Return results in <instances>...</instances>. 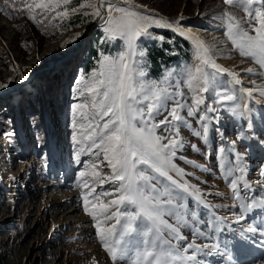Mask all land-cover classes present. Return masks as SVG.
Wrapping results in <instances>:
<instances>
[{
	"label": "rangeland",
	"instance_id": "1",
	"mask_svg": "<svg viewBox=\"0 0 264 264\" xmlns=\"http://www.w3.org/2000/svg\"><path fill=\"white\" fill-rule=\"evenodd\" d=\"M29 2L0 0L3 9L0 11V85H6L0 87V262L113 264L100 240L97 221L85 211L83 198L88 189L84 183L95 186L96 193L113 192L112 196L102 197L105 203L119 194L115 192V184L101 185L91 175L94 171L111 175V169L102 151L88 148L91 142L83 140L85 133L72 125L74 118L77 124L80 122L75 106L88 102L77 91L81 87L79 81L98 71L104 56L115 58L124 51V46L120 40L109 38L98 17L83 15L91 9L72 11L87 0L62 4L56 11L69 10L67 18L53 19L55 13L42 16L36 10L40 24L30 18L26 8ZM112 2L126 6L123 0ZM134 4L145 6L148 10L145 14L164 18L174 28L179 21L182 29L206 42L216 64L236 73L240 79L247 78L253 89L264 87V68L241 56L226 35L222 16L225 11L248 27L242 8L229 6L224 0H134ZM149 31L164 39L142 38L140 47L147 54L153 42H173L175 38L170 36L178 35L190 43L192 67L198 63L194 45L179 32L155 26ZM78 34V39L68 43ZM91 61L92 68L86 73L84 66ZM248 69L253 71L250 73ZM146 71L148 78L167 90V98L162 96L160 100L164 108L159 113L153 112L149 125H158L156 135L173 137L176 128L160 121L169 117L177 101L186 106L192 104L187 76H180L177 67L157 79L151 78L148 67ZM232 82L229 75L217 74L209 91L203 94L206 99L200 110L191 116L187 115V107L180 111L186 125L177 123V138L182 144L172 159L176 170L169 174L190 188L183 194L175 190L172 209L175 215L164 216L185 237L172 244L185 256H196L194 261L184 260L180 264L264 263V98L248 99ZM45 85L51 89L49 94ZM225 90L235 99L222 104L217 93ZM148 103L144 101L136 107L147 113ZM84 111L91 116L93 110L89 107ZM37 116H40L38 124ZM134 123L137 127L144 126L139 119ZM205 127L206 141L202 138ZM196 132L201 136L195 135ZM163 143H168V139ZM82 148L85 150L81 151ZM92 164L99 168L89 167ZM81 171L89 175L82 178ZM152 183L160 187L156 180ZM232 183H236V190ZM96 193L89 196L90 209L98 203L93 199ZM125 208L135 211L127 204L119 210ZM117 210V206H111L109 213ZM93 211L98 220L103 219L98 209ZM241 216L243 219L238 220ZM113 223L114 219L107 220L101 226ZM136 223H140L139 219ZM250 227H255L256 233L250 232ZM162 236L172 242L168 231H163ZM226 243L233 245L225 249ZM243 243L257 247L252 258ZM242 249L247 259L240 261L244 256Z\"/></svg>",
	"mask_w": 264,
	"mask_h": 264
},
{
	"label": "snow or ice",
	"instance_id": "2",
	"mask_svg": "<svg viewBox=\"0 0 264 264\" xmlns=\"http://www.w3.org/2000/svg\"><path fill=\"white\" fill-rule=\"evenodd\" d=\"M123 2L126 6L113 3L112 0H87L78 8L72 9V11H79L80 8L91 9V12H84L83 15L98 17L103 22L104 31L109 38L120 40L124 46V51L117 57L104 56L99 70L91 73L87 79L82 78L79 81L81 87L77 89L80 97L87 99L88 102L78 103L75 106L74 112L78 111L80 122L77 124L74 118L72 126L74 129L78 127L82 133H85L83 140L91 142L87 145L88 148L102 151L103 159L111 169V175H102L99 171H94L91 175L97 178V183L101 185L105 182L115 184V192L119 194L118 198L105 203L102 197L112 196L114 193L109 191L96 193L95 186L85 182L84 187L88 189L83 198L85 211L97 221L95 226L100 240L113 264H180L184 260L194 261L195 255L185 256L171 241L162 236V232L166 230L174 240L185 239L178 227H174L164 219L165 215H175L172 210L175 206L176 197L173 195L175 190L188 192L190 188L189 185L178 183L169 174L176 170L172 159L176 157L177 150L182 144L177 138L179 136L177 123L181 126L186 125V119L180 115V111L187 107L188 116L198 112L206 99L203 94L209 91L217 74L232 75L237 83L240 82V78L236 73L228 72L216 64L212 58V50L206 42L191 31L182 29L179 21L175 22L174 28L173 23L164 18L145 14L148 11L146 7L135 5L134 0H123ZM69 3L70 0H31L26 4V8L30 18L40 24L42 21L37 19L36 10H40L39 14L42 16L55 13L53 19L67 18L69 10L59 12L56 10L62 4ZM224 3L242 8L247 16L244 22L248 25L245 28L241 20L232 13L223 12L227 38L241 56L251 58L264 68V0H224ZM141 8L144 11H140ZM0 11L3 9L0 8ZM153 26L173 29L190 40L195 47V59L198 62L194 67L186 69L187 86L193 94L192 104L186 106L177 101L176 106L169 111L170 118L166 117L160 121L161 124H171L176 128L175 135L170 138L156 135L157 124L149 125V121L153 119V112L159 113L164 108L160 103L161 97L167 98V90L162 89L159 82L148 78L145 63L147 53L140 47L142 38L160 41L164 39L149 31ZM78 38L79 34L68 43ZM208 68L212 71H207ZM248 71L251 73L253 69ZM170 75L169 73L168 76ZM5 86L0 85V87ZM247 95L251 97L253 92L249 90ZM259 95L264 97V87L259 90ZM217 96L222 104L235 99L233 95L227 94L226 90L218 92ZM144 101H149L147 113L143 108L136 107ZM89 107L93 110L91 116L84 111ZM137 119L144 126L137 127L134 123ZM206 134L207 127L204 128L202 137L205 141ZM195 135L201 136V133L196 132ZM73 139L75 140L76 137L74 136ZM164 139H168V143H163ZM77 143L82 141L77 140ZM219 151L222 153L223 149ZM89 167L97 169L99 165L92 164ZM149 172L153 175H149ZM79 175L83 178L89 173L81 171ZM153 180H156L160 187L153 184ZM232 188L236 190V183H232ZM94 193L96 195L93 199L98 203H94L93 208L90 209L89 196ZM125 204L135 211H128L127 208L120 211L119 207ZM111 206H117L118 210L109 213ZM93 209H98L103 219L98 220L97 213ZM113 219L115 223L111 226H101L105 221ZM138 219L139 224L136 223ZM239 219H243V216L238 217ZM117 226H120L119 230ZM248 230L252 233L257 231L255 227H250Z\"/></svg>",
	"mask_w": 264,
	"mask_h": 264
},
{
	"label": "trees",
	"instance_id": "3",
	"mask_svg": "<svg viewBox=\"0 0 264 264\" xmlns=\"http://www.w3.org/2000/svg\"><path fill=\"white\" fill-rule=\"evenodd\" d=\"M165 34L169 35L168 32ZM172 36L175 38L173 42L164 40L160 43L155 41L148 48L147 67L151 78L153 79L160 78L165 72L171 70L173 67L179 69L180 76L181 74L187 76L186 69L192 67V55L188 50L190 43L178 35H171L170 37ZM176 60L179 61L177 64L175 63ZM92 62L93 61L84 66V71L86 73L90 72ZM45 87L49 94L51 92L49 85H45ZM39 117H36L37 124L39 123ZM177 191L183 193L180 189H177ZM0 264L2 263L0 262Z\"/></svg>",
	"mask_w": 264,
	"mask_h": 264
},
{
	"label": "bare ground",
	"instance_id": "4",
	"mask_svg": "<svg viewBox=\"0 0 264 264\" xmlns=\"http://www.w3.org/2000/svg\"><path fill=\"white\" fill-rule=\"evenodd\" d=\"M219 66H221V67H223L222 65H219ZM230 76V78L232 79V83H233V85L234 86H236V87H238V89L242 92V94H244V96L246 97V98H256V97H261L260 95H259V90H256V89H253V87H252V85H251V82L247 79V78H242V79H240V82L239 83H237V82H235V80H234V78H233V76L232 75H229ZM235 83V84H234ZM249 90H251L252 92H253V95L251 96V97H249L248 95H247V93H248V91ZM261 98H264V97H261ZM233 244H225L224 245V247H225V249H230L231 248V246H232ZM243 245H244V247L246 248V250H248V252H247V254L248 253H250L251 254V258H252V255H254V253L256 252V249H257V247L256 248H253L252 246H250L249 244H247V243H243ZM255 245V244H254ZM253 245V246H254ZM242 248V247H241ZM243 252H245V250L244 249H242V254H243ZM253 252V253H252ZM244 256H242L239 260L240 261H242V260H244V259H247L245 256H246V253H244L243 254ZM262 264H264V263H262Z\"/></svg>",
	"mask_w": 264,
	"mask_h": 264
}]
</instances>
